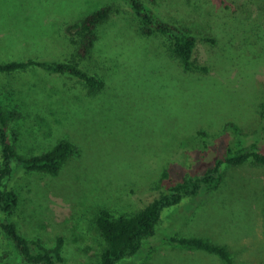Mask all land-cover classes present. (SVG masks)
<instances>
[{
    "label": "rangeland",
    "instance_id": "rangeland-1",
    "mask_svg": "<svg viewBox=\"0 0 264 264\" xmlns=\"http://www.w3.org/2000/svg\"><path fill=\"white\" fill-rule=\"evenodd\" d=\"M117 4L0 0V62L74 59L106 81L90 93L73 78L33 69L0 77L5 111L19 114L11 124L21 154L62 139L80 150L58 175L18 170L8 180L19 195L10 220L48 247L62 236V264H100L99 212H138L158 195L154 187L165 168L175 178L203 172L226 143L220 136L227 125L264 148V0L150 3L197 35L195 58L207 72L185 71L159 41L140 38L122 14L103 26L95 54L79 58L66 25ZM200 131L208 133L214 152L201 154ZM168 235L206 237L227 245L235 264H264V166H226L218 190L166 210L148 248L124 262L226 264L217 255L162 242ZM5 254L12 255L0 246V257Z\"/></svg>",
    "mask_w": 264,
    "mask_h": 264
},
{
    "label": "trees",
    "instance_id": "trees-1",
    "mask_svg": "<svg viewBox=\"0 0 264 264\" xmlns=\"http://www.w3.org/2000/svg\"><path fill=\"white\" fill-rule=\"evenodd\" d=\"M119 4L105 5L81 19L66 25L65 37L79 58L93 56L103 35V26L116 14H122L133 23L142 39L160 42L187 72H207L208 67L197 62L195 52L199 43L197 35L177 21L159 14L150 3L157 0H117ZM38 70L48 75L65 76L77 80L90 93L102 90L106 81L74 59L28 58L0 62V77L29 70ZM10 94L13 91L10 90ZM264 119V104H262ZM16 112L5 111L0 100V246L12 255L0 257V264H62L65 240L56 239L54 247H48L40 238L29 239L20 233L16 223L10 220L19 205V195L8 185V180L18 170L58 175L67 161L79 154L77 145L62 139L52 148L29 155L21 154L15 143L17 132L12 130ZM202 155L214 147L208 133L198 132ZM226 141L223 148L215 150V158L203 172L186 173L175 178L165 168L154 189L158 195L138 212L115 216L103 209L96 218V226L105 244L100 264H124L141 255L155 238L166 210L180 207L186 201L196 199L204 191L218 190L223 182L226 166L238 167L248 162L264 166V148L257 141H248L236 125H227L220 139ZM163 239V240H162ZM162 242L184 248L202 250L217 255L226 264H235L227 245L216 243L206 237L168 235ZM150 250L153 247L150 246Z\"/></svg>",
    "mask_w": 264,
    "mask_h": 264
}]
</instances>
